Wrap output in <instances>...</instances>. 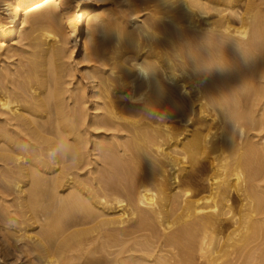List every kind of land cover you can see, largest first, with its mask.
<instances>
[{
  "label": "bare ground",
  "instance_id": "1",
  "mask_svg": "<svg viewBox=\"0 0 264 264\" xmlns=\"http://www.w3.org/2000/svg\"><path fill=\"white\" fill-rule=\"evenodd\" d=\"M0 2V44L25 59L0 71L3 256L254 261L264 135H246L264 129V0H144L132 32L106 0ZM79 51L88 84L71 87Z\"/></svg>",
  "mask_w": 264,
  "mask_h": 264
},
{
  "label": "rangeland",
  "instance_id": "2",
  "mask_svg": "<svg viewBox=\"0 0 264 264\" xmlns=\"http://www.w3.org/2000/svg\"><path fill=\"white\" fill-rule=\"evenodd\" d=\"M1 1V0H0ZM107 1V5H108V8H110L111 10H113V11H115L116 13H117V15L114 17H112V20H113V18H114V21L112 22V23H116V24H113V25H116L117 27H118V29H119V27L122 29V30H120L119 29V31L120 32H127V31H129V32H132L133 31V28H137L138 27V25H136V24H139V25H142L143 23H144V19H146L147 17H148V15L150 14L149 13V11L147 10H144V8L143 7H145L144 5H142L141 3H142V1H144V0H106ZM137 5V6H136ZM141 5V6H140ZM0 8H2V3L0 2ZM143 6V7H142ZM1 10V9H0ZM137 10V11H136ZM134 11V12H133ZM129 16V17H128ZM138 20V21H137ZM142 20V21H141ZM125 21H126V23H125ZM131 21V22H130ZM136 22V24L134 25L135 27H133V22ZM140 21V22H139ZM138 22V23H137ZM118 24V25H117ZM127 31H126V30ZM129 29V30H128ZM28 33V31L26 32V33H19L18 34V37L17 38H15V39H13V44L14 45H16V46H21V44H23L24 43V41H23V38H24V35L25 34H27ZM105 34H106V32H104ZM101 41H103V40H105L104 39V37H105V35L103 34V35H101ZM106 38H107V36H106ZM23 41V42H22ZM12 44V43H11ZM5 48L3 47V45H1L0 44V71H2L3 69H12V70H14L15 69V71L17 70H19V68H18V66H20V64L22 63V61L23 60H25L24 59V55H23V53L21 54L20 52H18V50H11L9 53L11 54H8V52L5 50ZM81 51H79V53H78V55H76V57L74 58L75 60H73V61H71L72 63H73V67H77L76 69V71L74 72H72L71 73V78H72V82L73 83H75L74 84V86H71V87H75V86H77V84H78V82L77 81H80V80H83V75L85 74V68H86V66H87V63H84V62H82V58H81V53H80ZM13 53H16L17 55H15V54H13ZM29 53H31V51L29 50ZM80 54V55H79ZM10 55V56H9ZM11 57V58H10ZM18 61H19V63H18ZM110 63H112V62H110ZM11 65V66H10ZM13 65V66H12ZM17 68V69H16ZM81 77V78H80ZM68 78V77H67ZM70 79V78H69ZM83 82L85 83V84H88L87 83V81L86 80H83ZM261 128V127H260ZM260 128H258L257 127V129H256V127H255V129H254V127L253 128H251V129H248L247 130V132L250 130V131H253V132H250V133H248L247 135H246V137H247V139L249 138V140H251L253 137L252 136H260V137H263V135H264V131H262V130H264L263 128L261 129V130H259ZM93 130L94 129H90V131L91 132H93ZM262 131V132H261ZM102 132H103V130H102ZM108 133H110V132H108ZM260 133H261V135H260ZM9 196V195H8ZM11 196V197H10ZM10 196L9 197H7V201H9L8 202V206L10 207V209L13 211V212H16V211H18V210H16V208H14V207H16V206H14V207H12L11 205H16V200H14L15 198V194H13L12 192H10ZM10 199V200H9ZM1 203H2V201L0 200V218L1 219H5V215L3 214V212H2V210H1ZM12 203V204H11ZM14 208V209H13ZM2 213V214H1ZM5 221V220H4ZM1 232H0V264H5V263H8V264H33V263H31V262H34V261H32V259H33V256L31 255V257H30V254L29 253H25L24 251H25V247H22L21 249L23 250V253L21 252H17L16 250H15V248H14V245H12V246H10V250H11V252H12V254L13 255H11L9 258H5L4 256H3V254H2V249H3V247L4 246H7V245H9L7 242H4V240H5V238H4V235H5V231H2V230H0ZM162 233V232H161ZM262 235H264V231L261 233V235L259 236V239H261V240H259L257 237H254V238H257V240L256 239H254V238H252L253 240H251V241H253V242H251L250 241V243H251V245H249L248 246V248L245 250V252H244V254H246V255H250L249 256V258L252 260V259H255L254 261H250L252 264H260L259 262H261L262 260H264L263 258H264V253H263V255H261V254H259V251H256L255 250V252L257 253V254H255V255H253V257H252V254H254V250L253 249H257L258 250V248H253V247H261L260 248V250L261 251H263L264 252V240H262V239H264V236H262ZM140 236V234H137L136 235V237L137 238H135V239H132V241H130V242H128V246H131L132 247V254L133 255H136V256H140V255H142L143 253H144V250H142V252H140L139 251V249L141 250L142 249V247L140 248V247H138V245H136V246H132V245H135L134 244V242L136 241V240H138V241H140V242H142L143 241V239H141L142 238V236H141V238L139 237ZM253 235H251L250 236V238L252 237ZM140 240H139V239ZM256 240V241H255ZM6 241V240H5ZM137 241V242H138ZM259 241V242H258ZM18 246H22V243H18L17 244ZM259 245V246H258ZM20 246V247H21ZM251 246V247H250ZM134 247V248H133ZM138 248V251H136L137 249L136 248ZM134 249H135V251H134ZM114 250V249H113ZM119 249H117V251H118ZM167 250V249H166ZM14 251V252H13ZM16 251V252H15ZM234 251V250H233ZM235 251H236V249H235ZM248 251V252H247ZM253 252L252 254H248V253H251V252ZM134 252V253H133ZM137 252H139V253H137ZM167 252V251H166ZM165 252V253H166ZM154 255L156 254V253H153ZM164 254V253H163ZM167 255L166 256H171V254H169L168 252L166 253ZM99 255H101V254H99ZM98 255V256H99ZM165 255V254H164ZM125 256H128V254H126ZM258 257V259L257 258H255V257ZM121 257V256H120ZM261 257V258H260ZM263 257V258H262ZM247 259V261L246 262H249L248 260H250V259ZM259 258H260V260H259ZM262 259V260H261ZM259 260V261H258ZM263 262V261H262ZM262 262H261V264H262ZM251 263H247V264H251ZM34 264H35V262H34ZM65 264V263H64ZM66 264H71V263H66ZM170 264H174V260H171V262H170Z\"/></svg>",
  "mask_w": 264,
  "mask_h": 264
}]
</instances>
